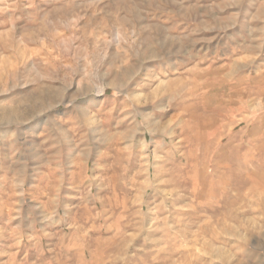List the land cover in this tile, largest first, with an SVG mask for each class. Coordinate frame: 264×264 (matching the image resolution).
<instances>
[{
	"label": "rangeland",
	"instance_id": "obj_1",
	"mask_svg": "<svg viewBox=\"0 0 264 264\" xmlns=\"http://www.w3.org/2000/svg\"><path fill=\"white\" fill-rule=\"evenodd\" d=\"M0 264H264V0H0Z\"/></svg>",
	"mask_w": 264,
	"mask_h": 264
},
{
	"label": "bare ground",
	"instance_id": "obj_2",
	"mask_svg": "<svg viewBox=\"0 0 264 264\" xmlns=\"http://www.w3.org/2000/svg\"><path fill=\"white\" fill-rule=\"evenodd\" d=\"M141 116V115H140ZM140 116L139 115H136L135 117H136V122L137 123H140L141 122V118H140ZM151 168V167H150ZM236 200V199H235ZM236 202V201H235ZM232 203V202H231ZM142 205V204H141ZM144 210H145V207H144V205H142V207H141V213H143L144 212ZM142 229V228H141Z\"/></svg>",
	"mask_w": 264,
	"mask_h": 264
}]
</instances>
